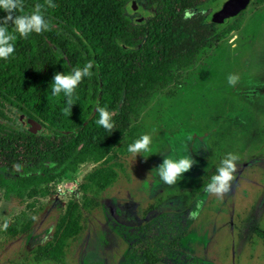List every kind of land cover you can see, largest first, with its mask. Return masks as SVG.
Wrapping results in <instances>:
<instances>
[{
  "label": "rangeland",
  "instance_id": "obj_1",
  "mask_svg": "<svg viewBox=\"0 0 264 264\" xmlns=\"http://www.w3.org/2000/svg\"><path fill=\"white\" fill-rule=\"evenodd\" d=\"M128 1L129 17L144 15L142 1ZM226 1L204 8L217 10ZM239 23V31L184 71V86L158 94L143 111L141 135L152 137L151 152L126 158L125 171L102 207L87 215L65 264H264L262 244L252 231L246 236L251 214L264 229V4L249 7ZM230 74L239 77L234 87ZM14 120L21 125L18 116ZM229 152L239 155L238 170L220 199L201 184ZM167 155L196 161L173 185L153 171ZM96 166L84 164L55 181L52 196L34 204L33 231L16 240L5 224L30 213L0 195V264H55L37 263L34 253L52 240L67 203L81 200L79 184ZM198 203V218L190 219Z\"/></svg>",
  "mask_w": 264,
  "mask_h": 264
},
{
  "label": "trees",
  "instance_id": "obj_2",
  "mask_svg": "<svg viewBox=\"0 0 264 264\" xmlns=\"http://www.w3.org/2000/svg\"><path fill=\"white\" fill-rule=\"evenodd\" d=\"M186 1L191 16L187 25L172 0L154 3L157 9L142 24L127 15L128 0H53L57 7L46 12L52 31L18 37L14 55L0 60V195L26 205L30 213L6 223L9 239L33 231L38 216L34 204L52 196L55 181L71 178L84 164L97 165L79 184L81 200L67 203L52 240L35 251L37 263L65 264L73 243L86 229L87 215L102 207L104 194L125 171L131 156L127 147L143 133V111L158 94L170 95L172 88L184 86V71L239 31L245 12L232 23H215L213 31L202 20L204 7L217 0ZM23 3L24 12H30L43 0ZM6 15L0 10V20ZM89 61L95 65L93 75L80 83L72 113L65 114L66 97L52 96L49 85L55 73H68ZM101 84L99 106L113 113L112 132L95 123ZM17 116L36 121L47 133L33 134L22 122L16 125ZM254 223L251 214L246 236L252 231L264 250V229Z\"/></svg>",
  "mask_w": 264,
  "mask_h": 264
},
{
  "label": "clouds",
  "instance_id": "obj_3",
  "mask_svg": "<svg viewBox=\"0 0 264 264\" xmlns=\"http://www.w3.org/2000/svg\"><path fill=\"white\" fill-rule=\"evenodd\" d=\"M57 5L53 0H43V3H36L30 12H24L23 0H0V10H3L7 15L0 20V60L7 61L15 53V42L17 38L27 39L31 34H41L43 32L52 31V22L46 17V12L50 8H55ZM19 13V14H17ZM185 18L191 16L186 11ZM11 22V30L9 28ZM94 62L89 61L82 67L76 66L70 72L55 73L51 84V95L58 97L63 94L66 97V106L63 109L65 114L71 115L74 102V94L76 89L85 77L91 78L93 75L92 69ZM230 86H235L239 77L234 74L228 76ZM97 119L95 123L98 127H103L108 132H112L114 128L113 113L106 106H97ZM191 139V137H189ZM152 137L148 134L141 135L133 143L129 144L127 151L134 156L147 154L151 152ZM145 158L148 156L143 155ZM239 155L227 153L220 165L216 169V174L211 176L210 182L206 184L205 191L220 199H223L232 189V183L236 179L237 161ZM196 163L189 155L175 158L173 156H165L162 163L153 171L157 173L160 180L167 185L176 184L183 177V174L190 171ZM200 204L196 209L189 213L190 219H197L199 215ZM7 227V224H5Z\"/></svg>",
  "mask_w": 264,
  "mask_h": 264
},
{
  "label": "water",
  "instance_id": "obj_4",
  "mask_svg": "<svg viewBox=\"0 0 264 264\" xmlns=\"http://www.w3.org/2000/svg\"><path fill=\"white\" fill-rule=\"evenodd\" d=\"M250 1L251 0H227L223 4L221 10H219L213 15V19H212L213 22L216 24H228L230 19L238 16L240 13L244 12L248 8ZM101 92H102V84L100 85V93H99L98 102L96 103L95 106V110L97 106H99V102L102 97ZM22 123L26 128H29V130L33 134L44 135L47 133V128L43 127L42 125L31 119H23Z\"/></svg>",
  "mask_w": 264,
  "mask_h": 264
},
{
  "label": "flooded vegetation",
  "instance_id": "obj_5",
  "mask_svg": "<svg viewBox=\"0 0 264 264\" xmlns=\"http://www.w3.org/2000/svg\"><path fill=\"white\" fill-rule=\"evenodd\" d=\"M143 2V10L141 11L142 14L144 15H138L137 17H134V21L139 23V24H142L145 22L146 19L152 17L151 15L153 14L154 10L157 9V7H155L154 3H158L160 4V2H162V0H140ZM175 2V6L177 8V12H182L184 18L182 19V23L184 25H187V22H188V19L185 18V12L187 11V1L186 0H182L181 3L178 2V0H172ZM259 3V0H251L250 1V4L248 6L251 7V6H258ZM222 8V7H221ZM221 8L217 9V10H213L211 8H208L205 12H204V16L205 18H203L202 22L207 25V28L208 30H215V26H214V22H213V15L218 12L219 10H221ZM248 8L244 11L246 12L248 10ZM137 12H139V9L138 10H135V14H137ZM150 13V15L147 17L146 14ZM188 12V11H187ZM213 23V25L211 24ZM26 128V127H25ZM29 129V128H27Z\"/></svg>",
  "mask_w": 264,
  "mask_h": 264
}]
</instances>
